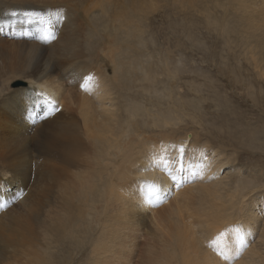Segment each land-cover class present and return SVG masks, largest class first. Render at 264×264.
<instances>
[{"label": "bare ground", "instance_id": "bare-ground-1", "mask_svg": "<svg viewBox=\"0 0 264 264\" xmlns=\"http://www.w3.org/2000/svg\"><path fill=\"white\" fill-rule=\"evenodd\" d=\"M80 1L85 9L69 20L72 14L61 16L59 0H0V20L7 21L0 26V80L10 72L28 83L26 92L14 89L0 97L2 147L8 152L5 159L0 155V189H17L35 175L32 194L21 201L29 216L19 219V243L38 250V264H136L130 234L141 231V219L154 220L158 202L153 206L146 198L154 184L165 185L158 200L170 194L178 214L181 205L191 212L175 228L178 235L165 240L159 255L144 258L145 264H264V196L245 202L257 182L225 171L236 168L231 150L219 151L212 136L200 138L185 125L187 118L201 124V100L183 99L167 81L158 86L159 72L144 63V24L158 0ZM169 2L201 14L204 37L211 32L215 45H243L264 79V0ZM58 17L69 26L63 28ZM27 19L56 30L48 40L34 29L18 38L21 29L3 36L12 23L29 27ZM166 61L165 76L177 78L179 71ZM58 103V119L42 128L39 142L34 139L40 157L35 168L29 147L10 141H26L16 129L27 126L33 113L50 117L48 110ZM255 132L260 130L250 135ZM7 258L2 248L0 262Z\"/></svg>", "mask_w": 264, "mask_h": 264}, {"label": "rangeland", "instance_id": "rangeland-1", "mask_svg": "<svg viewBox=\"0 0 264 264\" xmlns=\"http://www.w3.org/2000/svg\"><path fill=\"white\" fill-rule=\"evenodd\" d=\"M59 1V6H61V4L64 6V14L61 16L65 18V13L67 15L72 14L69 17V20L74 13L75 15H80L84 8L83 4H80V0H78L79 2L76 0ZM70 1L72 4H70ZM73 3L77 4L74 5ZM158 3L160 4L158 5ZM76 6H78V8H76ZM68 9L70 13L67 11ZM195 14L196 13L191 12L189 9L176 6L174 3L169 2V0H158L157 7L153 8L151 11V20L144 24L143 31L145 32V45L142 50V53L145 55L143 56V59H146L144 60V63H147L149 66L151 65L150 68L152 71L159 72L160 78L158 77V86L165 84L167 81V83L170 82V85L178 86V91L183 99L192 98L195 100L197 98L201 100L199 109L202 115L200 114V117H198L201 124L196 123L195 121L197 120L192 121L190 118H187L184 123L186 122L185 125L190 127L194 126L195 131H199L198 136L200 138L212 136L210 137V143L212 145L214 144V148L219 151L228 153V150H231V157L236 170L233 169L234 166L233 168L231 166L230 168L225 169V171L236 172L235 175H237V177L242 175L245 177L244 179H253L257 182L256 187L249 188V191L247 190L246 192L247 200L245 202H249L250 198L253 200L256 196H264V79L258 76L253 64H250V52L243 51V45H233L229 49H224L225 47L223 45H215V40L211 35V32L207 33L204 37L206 30L202 27V15ZM67 20L68 19L61 22L60 17H58V21L62 23L63 28L65 25L66 27L69 26V22L64 23ZM27 21L29 27L22 25V28H20L18 23H12V27L9 26L6 30L4 29V31H2L3 36H14L22 30V34L17 35L18 38L29 29H34L30 26V23H33L29 19H27ZM6 22L7 21L0 20V26L2 23ZM35 26L38 27L37 25ZM41 27L42 25L37 28L38 32L41 31ZM63 30L66 32L68 31V29ZM184 32H186L185 35ZM54 37L57 39L58 34L55 33ZM17 49L19 52H25V49L23 48ZM9 50L6 52H9ZM239 55L241 57H239ZM259 57H264V53H260ZM164 61L169 63L170 70L176 67V71H179L177 73V78L171 79L165 76L166 65ZM161 73H163L162 75L164 77ZM6 77V80L10 78L8 84L5 79H3V81L0 80V90L3 88L0 97H8L9 92L14 89L19 90L21 93L26 92L25 90L27 89L28 83L21 77L17 76L13 78V74L10 72ZM239 78L241 80H239ZM235 79L239 81L235 82ZM248 80L251 81V84L254 87L250 88L247 84ZM161 81H163V83H161ZM236 83H239V85ZM75 85L78 84L76 83L71 87ZM197 89L200 90L197 91ZM254 97L256 98L254 99ZM61 106L62 105L58 103V105H54L53 109L48 110V114L51 115L48 118L46 114H44L42 118L40 114H35V116L34 113L31 114L27 126H23L21 130L16 129L19 133H22L23 131L26 136V141H10V143H18L23 147H29L30 152L35 155L32 164L35 168H38L40 163L38 140H40L42 128L46 126L47 123L51 124L54 120L58 119L57 114L61 111ZM251 129H258L260 132H255L250 135ZM189 131H191V129ZM13 133L14 131L11 130L10 135ZM254 135L255 137L251 142L250 138ZM243 136L246 140H244ZM36 138H38V140ZM34 139L38 142L34 141ZM245 141L250 145L247 146ZM5 142L3 133L0 132V155L2 154L4 159L5 155H7L6 153H8L6 148L2 147ZM34 147H36L37 150ZM34 179L35 175L27 185L23 186L22 184V186H17V189H14L15 186H11L8 191L0 189V197L3 199L0 204V250L2 248L3 250H7L8 256V258L0 262V264H38V250L29 245L19 243L20 224L29 216V214H27L28 210H26L29 206L24 208V202L22 200L32 194L34 190ZM30 183L32 184V187L29 185ZM1 195H4L5 198ZM170 197L169 194V198L158 201L157 208L153 211V221H151L150 218L141 219L140 221H143L141 231L135 235L130 234L131 239L133 240L132 251H136L135 255L131 256L134 257L133 263L145 264V259L149 258L151 254L154 256L155 254L159 255L161 247L165 244V240L170 236L171 239L176 237L178 233L175 232V228H177V225H181L182 221L189 216V210L183 205L179 208V214L181 215L182 213L180 216L173 208L172 198L174 196ZM192 199L195 198L192 197ZM191 201L190 203L193 204ZM188 203L189 201L185 204L188 205ZM20 210L25 212V216ZM16 211L18 212L16 213ZM7 214H9V217ZM176 217H179L182 220L179 218L177 219ZM8 218H10V220L13 219L11 220L12 222ZM21 218L23 221L19 220ZM17 219L18 221H21L19 224L16 223ZM136 237H138L137 240ZM4 242H7V249L3 247ZM123 256L127 257L126 254H123Z\"/></svg>", "mask_w": 264, "mask_h": 264}, {"label": "clouds", "instance_id": "clouds-1", "mask_svg": "<svg viewBox=\"0 0 264 264\" xmlns=\"http://www.w3.org/2000/svg\"><path fill=\"white\" fill-rule=\"evenodd\" d=\"M34 116H35V114H34ZM36 118V117H35ZM37 119V118H36Z\"/></svg>", "mask_w": 264, "mask_h": 264}]
</instances>
